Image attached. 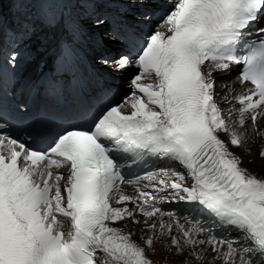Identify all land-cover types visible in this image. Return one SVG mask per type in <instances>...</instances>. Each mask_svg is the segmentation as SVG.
<instances>
[{
	"label": "snow or ice",
	"instance_id": "1",
	"mask_svg": "<svg viewBox=\"0 0 264 264\" xmlns=\"http://www.w3.org/2000/svg\"><path fill=\"white\" fill-rule=\"evenodd\" d=\"M100 63L137 74L90 128L41 150L0 119V264H158L157 243L179 264H264V177L232 150L264 142V0H175L135 58ZM180 203L211 225L163 207Z\"/></svg>",
	"mask_w": 264,
	"mask_h": 264
},
{
	"label": "bare ground",
	"instance_id": "2",
	"mask_svg": "<svg viewBox=\"0 0 264 264\" xmlns=\"http://www.w3.org/2000/svg\"><path fill=\"white\" fill-rule=\"evenodd\" d=\"M145 1H148V0H106L105 3L107 4V8L105 10H97V11H94L95 13L94 12L92 13L83 12L79 15L77 22H75L73 25L75 29H77V27H79L80 25L83 31L79 33L78 35L71 36V39L75 40L82 47H85L88 49V52L97 61L96 66L99 69V72L103 74V77L109 82L116 80V78L113 76V73H112L113 66L112 65L108 67L102 66V64L100 63V60L105 57H107L110 61H115L116 59H118L120 57L119 51L121 49V45L119 42H117L113 38V36H111L108 33V29H109L108 24H106L103 27H96L94 25L93 22L95 21V19L93 18V15L99 12L98 14L102 16L103 13L106 12L107 16L112 18V20H114L115 22H118V21L131 22L132 21L131 18L134 17L135 15H138L139 17L144 19V17H146L147 14L142 12L143 8L141 4L144 3ZM174 2L175 1L171 2V6L169 7L170 11L173 8ZM90 16H92V18ZM165 16H163L162 19ZM159 23H157V25L151 29V34L155 30H157V26ZM27 26L24 29H21L20 31L12 35L11 37L7 36L5 38V42L7 43H13V41L17 42L23 45L24 47H26L29 53L36 54L37 52H32V48L30 46V42L32 41V39H29V36L35 33H39L41 29L36 28L33 20H29ZM49 44L50 43L46 42L44 46L48 47ZM116 71H117L116 72L117 74H119L120 72L123 73V77L122 76L120 77L121 79L125 80V85L128 87V91H129L128 95H129L131 91L129 88V81L134 76L132 74V69H130V71L129 70H116ZM117 74H115V76ZM235 76H236V72L232 70L230 73H227V74H216V79L219 84L220 82H227V81L234 80ZM217 92L218 93L220 92L219 88L217 89ZM262 143L264 142L258 141L256 144L250 145V147L252 148L251 157L245 156L243 151L239 148L232 149L235 153L244 157L243 166L248 168L252 173L260 177H264V159H261L258 155ZM249 159L252 160V163L248 162ZM127 191L131 193L132 189L128 187ZM188 206H189V209L187 210V212L195 214L196 212L194 211V207L192 205H187L184 203L163 205L165 210H172L175 212L177 210L182 211L185 209V207H188ZM189 217H192V216H189ZM200 220L204 225L207 222L203 216L201 217ZM141 227L142 226L140 225L133 226L129 222V229L135 231L136 233V235L133 237L134 239L139 240L140 235H141V232H140ZM233 235L235 236L236 234L233 233ZM155 248H156V253L155 255L151 257L153 261L158 262V264H164L165 257H168L167 264H179V261L181 260V258L175 257V256H169L168 253L164 250L162 243H157L155 245Z\"/></svg>",
	"mask_w": 264,
	"mask_h": 264
}]
</instances>
